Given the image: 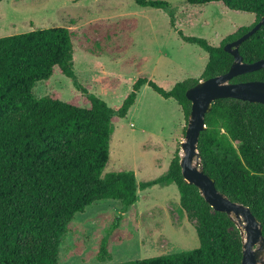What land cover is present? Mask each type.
<instances>
[{
  "label": "trees",
  "instance_id": "obj_1",
  "mask_svg": "<svg viewBox=\"0 0 264 264\" xmlns=\"http://www.w3.org/2000/svg\"><path fill=\"white\" fill-rule=\"evenodd\" d=\"M133 1L142 8L165 11L182 41L208 53L200 78L177 82L168 91L141 75L121 104L110 107L79 85L74 63L77 37L70 28L52 27L0 38V264H59V249L75 216L98 202L117 201L122 205L121 213L101 240L97 258L106 262L111 258L110 239L124 214L137 203L139 193L170 184L176 185L190 221H197L199 248L119 264H241L242 240L230 233L234 222L227 214L213 211L199 190L185 182L179 164L181 149L167 174L157 179L139 182L132 170L107 169L114 124L128 116L144 86L177 102L186 121L185 135L192 107L187 91L230 70L234 57L224 47L259 23L264 1L237 9L235 0H183L188 9L218 5L256 16L246 32L218 47L176 29L168 2ZM188 26L194 25L188 22ZM240 54L246 63L264 59V25L241 45ZM57 72L82 91L84 105L78 97L63 101L57 93L35 96L37 84L49 81ZM254 81L264 82V68L232 80ZM15 113H20L17 119L11 117ZM205 123L207 129L201 133L198 150L206 174L231 201L252 209L264 235V105L220 99Z\"/></svg>",
  "mask_w": 264,
  "mask_h": 264
},
{
  "label": "rangeland",
  "instance_id": "obj_2",
  "mask_svg": "<svg viewBox=\"0 0 264 264\" xmlns=\"http://www.w3.org/2000/svg\"><path fill=\"white\" fill-rule=\"evenodd\" d=\"M153 1L170 4L176 29L205 38L216 47L246 32L256 18L218 5L196 10L188 9L183 0ZM263 1L235 0L233 6L241 9ZM188 22L194 26L189 27ZM52 27L75 32L78 83L110 107L121 104L141 75L153 77L151 80L169 91L177 82L200 78L209 60L203 49L180 39L165 11L139 7L133 0H3L0 5V38ZM118 83L120 86L109 90ZM54 93L63 101L78 97L84 105L82 91L59 72L34 89L37 98ZM19 116L11 114L14 119ZM182 117L177 102L143 87L128 116L114 124L107 172L132 170L139 182L166 175L185 138L184 130L177 128ZM182 125L186 126L185 119ZM121 208L117 201H103L76 215L62 240L59 264H119L200 246L197 221H190L177 187L158 185L139 193L137 203L124 214L110 239L111 258L99 262L101 240ZM230 233L242 240L236 225Z\"/></svg>",
  "mask_w": 264,
  "mask_h": 264
},
{
  "label": "water",
  "instance_id": "obj_3",
  "mask_svg": "<svg viewBox=\"0 0 264 264\" xmlns=\"http://www.w3.org/2000/svg\"><path fill=\"white\" fill-rule=\"evenodd\" d=\"M263 25L264 16L250 31L225 45L224 50L234 57V62L226 74L203 80L187 91L186 96L192 107L179 153V164L185 182L199 190L213 211L227 214L237 226L242 236L241 264H264L263 226L250 207L231 201L218 190L215 179L205 172L198 145L201 133L207 129L206 116L217 100L237 99L264 105V82H232L238 76L264 68V59L246 63L240 54L241 45Z\"/></svg>",
  "mask_w": 264,
  "mask_h": 264
},
{
  "label": "crops",
  "instance_id": "obj_4",
  "mask_svg": "<svg viewBox=\"0 0 264 264\" xmlns=\"http://www.w3.org/2000/svg\"><path fill=\"white\" fill-rule=\"evenodd\" d=\"M122 18H124L125 17V15H122L121 16ZM122 18H120V17H116V19L117 20H123ZM121 22V21H120ZM151 78H153V77H150L149 79H151ZM145 87V86H144ZM140 94V93H139ZM132 109V108H131ZM130 112V111H129ZM129 114V113H128ZM184 115H183V117L182 118H180V120L178 121V126H177V128H178V130L179 131H183L184 130V128H185V125H182V122L184 121ZM184 140V139H183ZM174 185V184H173ZM176 186V185H175ZM172 189H174V188H172Z\"/></svg>",
  "mask_w": 264,
  "mask_h": 264
}]
</instances>
